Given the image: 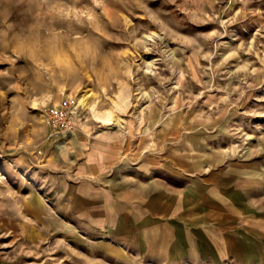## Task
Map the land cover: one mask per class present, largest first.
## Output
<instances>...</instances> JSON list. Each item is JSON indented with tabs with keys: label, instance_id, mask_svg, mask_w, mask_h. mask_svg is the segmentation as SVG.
I'll return each mask as SVG.
<instances>
[{
	"label": "rangeland",
	"instance_id": "374dc122",
	"mask_svg": "<svg viewBox=\"0 0 264 264\" xmlns=\"http://www.w3.org/2000/svg\"><path fill=\"white\" fill-rule=\"evenodd\" d=\"M175 99L178 128H138L137 104L163 116ZM114 113L135 125L108 135ZM215 173L243 211H264V0H0V264H214L188 255L212 232L156 230L158 204L182 228L186 191ZM124 196L147 230L120 231ZM232 235L250 262L264 234Z\"/></svg>",
	"mask_w": 264,
	"mask_h": 264
},
{
	"label": "crops",
	"instance_id": "0c3cea01",
	"mask_svg": "<svg viewBox=\"0 0 264 264\" xmlns=\"http://www.w3.org/2000/svg\"><path fill=\"white\" fill-rule=\"evenodd\" d=\"M229 180L230 182H227ZM225 181V182H224ZM231 177L225 178L221 174H213L212 185H200L195 184L192 188L186 191L185 197L181 205L183 210L184 219L181 220V226L176 225L174 228L172 216L175 211V203L168 199L166 203L161 202L158 204L160 209L164 212V218L161 224V230L156 232H178V233H197V232H212L213 243L209 248V252H203V248L198 247L192 249V253L188 254L199 263L206 259L207 256L213 258L214 264L226 262L228 259L235 258L237 261L245 263H260L264 264V237L259 247L252 248L256 250L253 259L249 262L250 246H243L240 240L237 242L234 240L233 233L237 232L238 225L242 227L250 228L252 232L264 234V211L257 212L254 215L253 212L243 211L239 206L237 200V194L233 190L236 188ZM144 194L148 195V187H144ZM162 192L168 193V189L160 188ZM137 192H134L136 196ZM144 197V195H143ZM207 198V200H205ZM124 211L122 213V201H119V229L122 232H138L145 231V224L142 223L146 216H140L137 214L135 200L126 199L123 200ZM149 206H151L149 204ZM202 207L206 213L202 212ZM131 208L134 211L127 215L126 209ZM212 213V214H210ZM186 215V216H185ZM128 216V221H126ZM146 221V220H145ZM170 221V222H168ZM203 227H209L207 229ZM264 236V235H263ZM258 245V244H257ZM241 251L243 253H241ZM251 259V258H250Z\"/></svg>",
	"mask_w": 264,
	"mask_h": 264
},
{
	"label": "bare ground",
	"instance_id": "6f19581e",
	"mask_svg": "<svg viewBox=\"0 0 264 264\" xmlns=\"http://www.w3.org/2000/svg\"><path fill=\"white\" fill-rule=\"evenodd\" d=\"M154 34H156V33L154 32ZM154 36H158V35H154ZM155 38H157V37H155ZM143 41H145V40H143ZM153 51H155V50H153ZM153 51L149 47L146 48V51H142V49L139 48V47L135 51L133 50L134 53H139V55H141L142 57H145L147 54H152ZM149 63H154V60L152 59V60L147 62V66L148 67H149ZM142 73L144 75H148V76L152 74V73H150L148 71V68H147V70H144ZM88 93H89V90H87L85 93H83V95L78 99L79 102H82V103H84L86 105H89L88 98L90 97V94H88ZM141 93H142L141 91L136 93V94H138L137 101L141 100V98L139 97V95ZM137 105L139 106V108L141 110L140 114L138 115L139 116L138 117V123H139L138 128L141 129V131L142 130H151L158 122L162 123L164 130H168L170 128H175L176 129L180 125V114H179V109H177L178 108L177 107V99H175L174 104L172 106H170V107L174 108V111L171 112V113H168L166 115H163V116L160 113V108L158 106H156V105L154 107H152L150 105L146 111H144L145 108H141L142 107L141 104H137ZM76 107L77 106H75V108ZM73 113L75 114V120H74L75 126L70 131H73L76 128V125H77V120H76V115L77 114H76V112H73ZM106 120H110L109 123L113 124L112 127H107L108 129H110V130L106 131L108 135H111V133H113L115 129H117L119 133L123 134L125 132L124 129H127V128L131 129V127L133 125H135L134 124V120L132 118H125L119 113H114L111 118L108 117ZM82 126L86 130L87 125L82 123ZM76 131L77 130L74 131V134H78ZM79 132H80V135L84 138V135L81 134V132H83V131L79 130ZM71 138H72V141H73V135L71 136ZM151 142L155 143L154 140L151 141ZM107 144H109V143L107 142ZM58 147L60 148V150H59L60 152L61 151H66V149L68 147V144H66V143L65 144H61V145H58ZM182 148L184 149L185 156L187 158H189L191 160L198 159L200 153H199L198 148L196 147V142H194L191 137L186 140V143L182 145ZM103 149L104 148H102L100 146L94 145V146L91 147L90 151H87V156H88V158L90 160V163H92L91 165L95 164L96 159H98V158L102 159L103 158L102 157V154L104 153V152H102ZM174 150L178 151L177 149H174Z\"/></svg>",
	"mask_w": 264,
	"mask_h": 264
}]
</instances>
